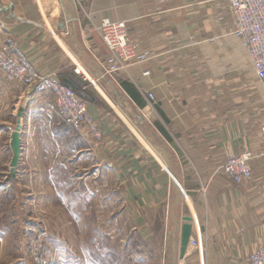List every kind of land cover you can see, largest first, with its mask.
Instances as JSON below:
<instances>
[{
  "label": "crops",
  "instance_id": "0c3cea01",
  "mask_svg": "<svg viewBox=\"0 0 264 264\" xmlns=\"http://www.w3.org/2000/svg\"><path fill=\"white\" fill-rule=\"evenodd\" d=\"M104 18L125 21L130 41L150 59L104 76L97 61L109 53L99 31ZM233 27L228 0H0V45L15 37L38 71L71 82L104 133L98 144L86 129L41 122L42 112L56 111L53 95L0 71V111L6 98L17 123L28 99L25 162L46 170L34 178L48 179L54 158L69 172L105 163L124 184L141 237L165 229L164 264H248L264 244V82ZM3 122L11 142L16 123ZM48 133L61 135L68 154L49 153ZM244 152L252 154L251 180L215 172ZM185 217L202 245H189L181 258Z\"/></svg>",
  "mask_w": 264,
  "mask_h": 264
},
{
  "label": "rangeland",
  "instance_id": "374dc122",
  "mask_svg": "<svg viewBox=\"0 0 264 264\" xmlns=\"http://www.w3.org/2000/svg\"><path fill=\"white\" fill-rule=\"evenodd\" d=\"M3 102L6 105L2 104L0 111V264H38L36 253H44L48 264L166 262L163 261V249L167 246L165 229L160 228L148 239L141 237L136 213L126 201L129 197L124 184L104 168L107 164L97 161L95 166L72 167L70 172L74 173L70 178V172L54 158L45 165V169H50L49 178L35 179L46 170L25 162L28 153L22 143L17 173L11 175V131L3 120L14 125L16 116L9 100L2 98ZM48 103L50 107L51 100ZM42 113L41 122L53 120L73 133L74 127L64 121L57 108L51 117L47 111ZM51 135L49 153L54 157L68 154V144L61 135ZM57 138L64 143L65 151L58 147ZM53 140L55 144L51 143ZM201 245L199 242L198 247H192Z\"/></svg>",
  "mask_w": 264,
  "mask_h": 264
},
{
  "label": "built area",
  "instance_id": "2783aa9c",
  "mask_svg": "<svg viewBox=\"0 0 264 264\" xmlns=\"http://www.w3.org/2000/svg\"><path fill=\"white\" fill-rule=\"evenodd\" d=\"M228 1L234 19L231 33L241 39L258 78L264 82V0ZM99 31L109 51L107 56L97 58L104 76L127 71L130 66L150 59L149 52L139 51L130 41L129 29L125 21L104 18ZM0 71L10 82L39 92L51 93L57 110L67 124L77 130L86 129L96 143H103L104 133L97 119L91 114L88 102L71 86L38 71L15 37L9 36L0 45ZM75 72L79 74L80 68H75ZM144 74L148 75L149 71ZM148 99L151 104L156 102L154 93L150 91ZM262 131L264 133V126ZM251 158L250 152L230 155L215 172L226 174L238 184L251 180L254 176ZM189 245L198 247L199 241L190 237ZM35 261L38 264L49 263L44 253H36ZM248 264H264V244H260L250 254Z\"/></svg>",
  "mask_w": 264,
  "mask_h": 264
},
{
  "label": "water",
  "instance_id": "95a60500",
  "mask_svg": "<svg viewBox=\"0 0 264 264\" xmlns=\"http://www.w3.org/2000/svg\"><path fill=\"white\" fill-rule=\"evenodd\" d=\"M68 85H73L71 82H67ZM28 103V99L26 98L21 104L17 116V123L15 129L12 132L10 146L13 152V157L10 162V173L11 175H15L17 173L19 160L21 157L22 151V139H21V131L23 128V115L25 112L26 105ZM186 223L183 224L181 229V238H180V257L184 258L186 255V251L189 246V240L192 234V225L190 221L191 217H185L184 219Z\"/></svg>",
  "mask_w": 264,
  "mask_h": 264
}]
</instances>
